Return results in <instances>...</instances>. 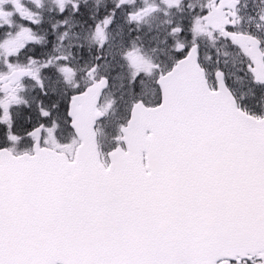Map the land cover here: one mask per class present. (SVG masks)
<instances>
[{
	"label": "snow or ice",
	"instance_id": "1",
	"mask_svg": "<svg viewBox=\"0 0 264 264\" xmlns=\"http://www.w3.org/2000/svg\"><path fill=\"white\" fill-rule=\"evenodd\" d=\"M0 264H264V0H0Z\"/></svg>",
	"mask_w": 264,
	"mask_h": 264
}]
</instances>
